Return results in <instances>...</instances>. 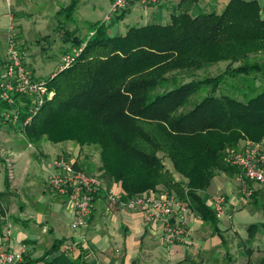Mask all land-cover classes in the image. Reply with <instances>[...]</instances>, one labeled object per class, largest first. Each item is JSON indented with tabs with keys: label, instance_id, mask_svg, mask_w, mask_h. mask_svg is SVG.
Instances as JSON below:
<instances>
[{
	"label": "trees",
	"instance_id": "16d2710c",
	"mask_svg": "<svg viewBox=\"0 0 264 264\" xmlns=\"http://www.w3.org/2000/svg\"><path fill=\"white\" fill-rule=\"evenodd\" d=\"M77 1L56 15L71 20ZM196 4L180 0L167 24L132 26L124 35H109L105 22L84 38L65 31L67 52L80 53L46 79L52 96L25 125L21 113L15 128L28 144L97 148L100 176L120 185L119 202L165 190L215 231L217 216L202 194L217 174H238L224 162L227 149L264 141V87L236 89L239 97L218 89L226 78L253 75L264 83V62H250L264 53V18L256 0H229L221 13H194ZM219 62L226 63L220 74L196 76ZM184 73L191 77L180 82ZM3 180L0 195L9 186ZM257 228L249 226L248 237ZM64 242L55 239L25 263L87 264L62 252Z\"/></svg>",
	"mask_w": 264,
	"mask_h": 264
},
{
	"label": "crops",
	"instance_id": "0c3cea01",
	"mask_svg": "<svg viewBox=\"0 0 264 264\" xmlns=\"http://www.w3.org/2000/svg\"><path fill=\"white\" fill-rule=\"evenodd\" d=\"M4 1L10 10L24 11L21 4L24 3L23 0H0V5ZM52 1L56 15L63 7L59 6L60 0ZM179 1L168 0L146 8L136 4L140 7L141 14L135 15L132 18L133 22H143L142 25H145L151 24L149 22L152 20L151 22L154 24H167ZM228 1L197 0L193 12L221 13ZM256 1L260 6L261 17L264 18V0ZM134 5L131 4L123 11L121 19L116 20V17H113L107 23L104 21L108 25L109 35L125 34L129 27L120 29L119 23L124 20L127 14L130 16L131 8ZM21 138L24 140L22 135ZM245 144L241 142L238 147ZM11 145V151L16 158L24 153L28 146L36 152L35 145L28 144L25 140L24 146L21 148H17L13 140ZM46 150L45 147H38V151L46 156L48 154L49 158L47 163L41 162L45 164L43 167L48 170L43 180L45 184L47 176L52 171V160L60 155L71 157L81 169L84 166L100 174V163H94V165L84 162L82 165L79 161L81 157L75 150L73 154H64L55 148ZM35 157L34 155V159L38 161ZM32 169L35 171L37 165L33 164ZM25 176H28V171L24 173L22 179L20 178L17 185L20 186ZM236 176L237 174H217L212 179L209 188L202 194L203 199L207 197V201L205 199L204 201L210 209V198L216 194H223L226 198L225 214L217 217L215 231L209 223L198 217L194 220L189 219L188 235L192 242L191 245H166L161 237L163 227L160 223L146 225L141 211L129 210L121 206L115 208L109 204L104 193H98L87 225L78 230L70 228L72 217L66 197L53 194L52 202L45 209L43 205H37L40 203L39 201H35L32 204L33 210L29 208L26 211V218L30 221L28 224L41 228V231L25 235L16 230L6 238L5 246L12 250L24 249V256L34 259L41 256L55 239H65L61 250L69 247V257L72 259L81 258L87 264H264V226H262L264 225V191L257 184L250 183L253 189L251 199L246 203L240 202L238 199L239 182L236 180ZM103 184L106 190L116 197L119 198L122 195L118 183L103 180ZM19 207L24 212V205L21 204ZM8 217L13 220L9 213ZM222 219H225L224 225H221ZM14 220L13 224L16 222ZM251 225H257L258 228L252 237H248V228ZM5 233L3 232V234ZM45 233H50L51 239L46 240L47 247L41 249Z\"/></svg>",
	"mask_w": 264,
	"mask_h": 264
},
{
	"label": "built area",
	"instance_id": "2783aa9c",
	"mask_svg": "<svg viewBox=\"0 0 264 264\" xmlns=\"http://www.w3.org/2000/svg\"><path fill=\"white\" fill-rule=\"evenodd\" d=\"M168 0H111L110 13L106 21L121 14L131 4L143 8L157 5ZM4 58L0 60V119L16 127L24 114L22 125L27 124L38 112L44 102L52 96L48 91L46 80L34 78L25 61L23 43H19L10 25L7 29ZM81 48H72L62 55L58 70L67 67L80 53ZM224 162L236 169V180L239 182L238 199L246 203L253 195L250 183L257 184L264 191V141L246 143L237 149H227ZM75 161L60 155L51 162L52 171L46 179L50 191L58 196L66 197L70 205V228H84L92 214L95 197L104 193L110 205H119L129 210H139L143 213L146 225L160 223L162 240L166 245H191L188 235V220L197 216L190 210L187 203L178 199L173 193L162 190L139 194L127 202H119L111 192L107 191L102 180L93 174L74 167ZM7 175L13 177V164L9 160L6 165ZM226 198L216 194L210 198L211 210L220 217L225 214ZM11 235L10 231L0 235V264H26L25 250L9 249L3 244ZM69 247L61 250L68 254Z\"/></svg>",
	"mask_w": 264,
	"mask_h": 264
},
{
	"label": "rangeland",
	"instance_id": "374dc122",
	"mask_svg": "<svg viewBox=\"0 0 264 264\" xmlns=\"http://www.w3.org/2000/svg\"><path fill=\"white\" fill-rule=\"evenodd\" d=\"M71 0H60L59 6L65 7ZM111 0H78L74 14L71 20L65 21L64 16H57L54 13V4L52 0H23L21 3L24 11L10 10L6 4V1L0 5V60L4 58V51L6 45L7 29L11 25L19 43H23V50L25 53V61L34 78L48 79L52 73H55L61 63L62 55L71 48V41L65 40L66 32H74L81 38L91 34L96 24L104 22L110 13ZM130 16L124 18L119 23L120 29L126 26H141L143 22H133V17L137 14H141V9L138 5H134ZM150 20L149 23H153ZM108 21H106L107 23ZM120 32L122 30H119ZM264 62V53L259 54L256 57L250 59V62ZM226 66L225 62H219L210 67L201 69L196 72L198 78L216 76L220 74ZM235 66H237L235 64ZM195 75V74H194ZM179 81H186L191 77L186 73L179 74ZM245 86L251 88H262L264 83H260L258 80L253 79V75L239 77L238 79L226 78L220 85L219 92H223L227 95H236V89H246ZM239 97V96H238ZM21 132L11 126L9 123H5L0 119V193L5 191L4 176L8 179V189L6 193L0 195V235L7 230L13 233L19 231L25 235L32 233H38L41 228L28 224L29 219L26 218V211L31 208L33 210V203L43 205V208L47 207L52 202L53 194L49 190L47 184L43 183L48 170L43 167L41 162L47 163L49 160L48 154L43 155L38 151V147H45L47 150L54 149L64 154H73L74 150L79 160L83 165L84 162L89 164L100 163L98 149L95 147H82L81 149L73 142H62L52 144L47 141H42L38 144H34L36 152L28 146V149L22 153L18 158L12 153L11 142L15 143V146L21 148L24 146V140L21 138ZM42 143V144H41ZM79 148V149H77ZM239 148V147H238ZM45 150V149H44ZM46 150V151H47ZM80 151V152H79ZM36 156L38 161L34 159ZM11 160L13 164V177L10 178L7 175L6 163ZM163 163L166 168L171 170V165L166 159H163ZM36 164L37 169L33 171L32 165ZM95 165V164H94ZM82 170L85 172H91L93 175L98 176L102 182L100 174H97L95 170H90L82 166ZM93 168V167H92ZM28 171V176L22 180L20 186L17 182L22 179L24 173ZM105 181V180H104ZM207 201V197H204ZM24 205V212L20 209V205ZM38 209V208H37ZM36 213L38 211H35ZM8 213L13 217V220L8 217ZM225 219L221 220V225H224ZM235 221V220H234ZM51 239L50 233L44 234V242L41 244V249H44L48 245V240ZM7 240V239H6ZM47 240V241H46ZM5 246V243L3 244ZM6 247V246H5Z\"/></svg>",
	"mask_w": 264,
	"mask_h": 264
}]
</instances>
